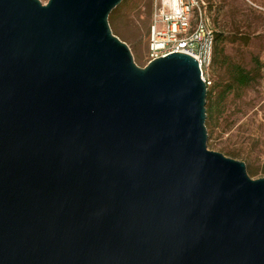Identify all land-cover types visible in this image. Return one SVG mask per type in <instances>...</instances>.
<instances>
[{"label":"water","instance_id":"1","mask_svg":"<svg viewBox=\"0 0 264 264\" xmlns=\"http://www.w3.org/2000/svg\"><path fill=\"white\" fill-rule=\"evenodd\" d=\"M124 0H0V264H264V179L208 149L196 59L139 67Z\"/></svg>","mask_w":264,"mask_h":264},{"label":"rangeland","instance_id":"2","mask_svg":"<svg viewBox=\"0 0 264 264\" xmlns=\"http://www.w3.org/2000/svg\"><path fill=\"white\" fill-rule=\"evenodd\" d=\"M204 2L213 27L226 38L227 59L211 68L212 86L217 93L231 87L232 71L238 68L254 78L248 87H232L220 103L216 93L208 149L245 163L253 180L264 179V0ZM153 11V0H124L109 19L114 35L130 47L141 68L151 61Z\"/></svg>","mask_w":264,"mask_h":264},{"label":"built area","instance_id":"3","mask_svg":"<svg viewBox=\"0 0 264 264\" xmlns=\"http://www.w3.org/2000/svg\"><path fill=\"white\" fill-rule=\"evenodd\" d=\"M153 4L148 45L151 61L175 53L189 55L197 60L208 89L212 87L216 30L207 4L204 0H153Z\"/></svg>","mask_w":264,"mask_h":264},{"label":"trees","instance_id":"4","mask_svg":"<svg viewBox=\"0 0 264 264\" xmlns=\"http://www.w3.org/2000/svg\"><path fill=\"white\" fill-rule=\"evenodd\" d=\"M215 28V27H214ZM227 59L226 56V38L225 33L223 31L217 32L216 31V47H215V53H214V59H213V66L218 65L221 63V61H224ZM233 77H232V84L231 87L228 86V88H225L224 90H221V92L217 93V86H212L208 90V98H207V122L206 125L208 128H210V125L213 121V112L216 105V101L214 100L216 93L219 94V103L222 99H224L226 93L230 92L234 87L237 88H243L250 86L254 78L249 75L247 72L242 71L240 68L234 69L233 71Z\"/></svg>","mask_w":264,"mask_h":264}]
</instances>
